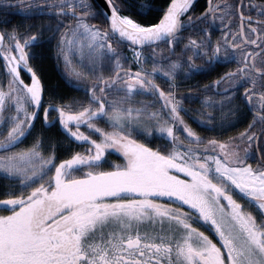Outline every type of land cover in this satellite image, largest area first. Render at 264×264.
<instances>
[{"label": "snow or ice", "instance_id": "obj_1", "mask_svg": "<svg viewBox=\"0 0 264 264\" xmlns=\"http://www.w3.org/2000/svg\"><path fill=\"white\" fill-rule=\"evenodd\" d=\"M194 3L146 25L143 0H0V264H264V3ZM53 39L82 98L45 82Z\"/></svg>", "mask_w": 264, "mask_h": 264}, {"label": "trees", "instance_id": "obj_2", "mask_svg": "<svg viewBox=\"0 0 264 264\" xmlns=\"http://www.w3.org/2000/svg\"><path fill=\"white\" fill-rule=\"evenodd\" d=\"M202 1L203 0H195L194 9L200 11L203 6ZM3 2L8 3V0H3ZM40 2H42V0H40ZM143 2L146 4H150L151 9L147 10L146 15L136 18L141 23L147 25V24H154L159 21L170 0H143ZM11 3L15 4L16 0H11ZM14 22L34 23L37 26H39L40 24H46L48 21L46 17H37L34 20L33 19L25 20L22 16H15ZM92 22L97 23V21H92ZM55 44H56V40L53 39L51 41V44L45 43L42 49L44 53L42 67L45 72V82L49 87L56 89L58 95L64 96L66 100H70L72 97L82 98L84 96V92L82 90L77 91V89L72 86V82H69L65 78L63 62L59 64L57 63L55 57ZM126 47L127 45L124 46V49ZM161 47L164 46L161 45ZM78 148L79 147L73 144L71 150L76 151V149Z\"/></svg>", "mask_w": 264, "mask_h": 264}, {"label": "flooded vegetation", "instance_id": "obj_3", "mask_svg": "<svg viewBox=\"0 0 264 264\" xmlns=\"http://www.w3.org/2000/svg\"><path fill=\"white\" fill-rule=\"evenodd\" d=\"M229 3H235L238 4L240 3V0H228ZM243 3L245 5L248 4H262L264 3V0H243ZM202 9L200 11H197V9H192L191 12L189 14H195L198 15L201 12H203L207 7H208V0H203L202 1ZM245 15H251L253 17V19H259V17L256 15V13L254 11H249L247 8L245 9ZM235 23L233 24V28L232 30L235 31L236 30V26L239 23L238 18H233ZM227 23V22H226ZM217 26L219 27V22H217ZM185 35H188V33H185ZM222 36V32L220 30H216L212 33V39L215 42L217 39H219ZM190 54V53H189ZM197 64L202 63L201 60L197 59L195 61ZM236 67L235 63H230V64H219L216 65L215 68L208 73H202V74H194L191 76L190 79H187L184 81V83L181 85L179 92L180 94H185L189 91V89H191L193 94H196L199 92L200 88H202L204 85L206 84H210L212 83L214 80H216L218 78L219 75L223 74V72L234 69ZM212 93H206V95H211ZM178 99L181 98L179 95L177 97ZM186 107H190V108H196L199 107V104H194V105H189L185 104ZM183 115V114H182ZM185 119L187 120V117H185ZM251 119V115L249 114L243 121L236 123L235 127H231L229 133H231V135H236L239 132L244 131V129L247 126L248 121ZM243 122V123H242ZM188 123L191 124V126L193 128H196L197 131H201L200 128H197V125L194 124L191 120H188ZM242 123V124H241ZM209 134V133H208ZM256 155H259V153L257 152ZM248 163H252L253 165H255L256 160L255 159H250L248 161ZM237 198V197H236ZM238 202L241 203L243 205V201L240 200L239 198H237ZM246 210L249 211H254V209L249 208L247 204H244ZM254 214H256L254 212ZM211 235V233H209ZM214 239H216V237H213Z\"/></svg>", "mask_w": 264, "mask_h": 264}, {"label": "rangeland", "instance_id": "obj_4", "mask_svg": "<svg viewBox=\"0 0 264 264\" xmlns=\"http://www.w3.org/2000/svg\"><path fill=\"white\" fill-rule=\"evenodd\" d=\"M124 51H125V53H126L127 55H129V49H128V48H125ZM129 56H130V55H129ZM157 82L159 83L160 81L158 80ZM82 91H83V90H82ZM139 99H151V97H140ZM157 107H158V105H157ZM100 126H101V127H104L103 124H101ZM39 127H40V122L37 121V128H39ZM230 129H231V128H228V129H227V131L224 133V136H233V135H231V133H229ZM82 130H84V129H82ZM217 134H218L217 132H213V133H209L208 135L211 137V136H216ZM236 135H237V134H236ZM234 136H235V135H234ZM31 142H32V138L29 137L28 140L25 141L24 144L20 145V147H21V148H23V147H27L28 145L31 144ZM142 142H145V141H142ZM158 143H159V141H153L152 143L149 144V146H151V147H155L156 144H158ZM65 147H66V143H65V145L62 146V148H61V151H62V152L64 151V148H65ZM81 150H82V149H80V148L76 149V151H81ZM62 158H65V157H62ZM109 160H110L111 162H113V163H122V162H123L122 156H121L120 154H118V153H113V154L109 157ZM251 164H252V163H251ZM106 167H107V166H106ZM237 198H239L240 200L243 201V205H244V204H247V202H246L245 199H241L239 196H237ZM201 230H204V229L202 228ZM208 234H209V233H208ZM213 239H214V238H213Z\"/></svg>", "mask_w": 264, "mask_h": 264}, {"label": "water", "instance_id": "obj_5", "mask_svg": "<svg viewBox=\"0 0 264 264\" xmlns=\"http://www.w3.org/2000/svg\"><path fill=\"white\" fill-rule=\"evenodd\" d=\"M169 3H170V2H169ZM169 3H168V5H169ZM168 5H167V7H168ZM167 7H166V9H167ZM166 9H165V10H166ZM205 10H206V9H205ZM205 10H204V11H205ZM204 11H203V12H204ZM201 13H202V12H201ZM201 13H200V14H201ZM163 14H164V13H163ZM200 14H199V15H200ZM162 16H163V15H162ZM162 16H161V18H162ZM158 22H159V21H158ZM158 22H157V23H158Z\"/></svg>", "mask_w": 264, "mask_h": 264}]
</instances>
